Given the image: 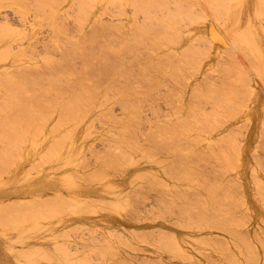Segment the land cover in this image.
I'll use <instances>...</instances> for the list:
<instances>
[{"label": "rangeland", "instance_id": "374dc122", "mask_svg": "<svg viewBox=\"0 0 264 264\" xmlns=\"http://www.w3.org/2000/svg\"><path fill=\"white\" fill-rule=\"evenodd\" d=\"M111 1H0V27H2L3 23L2 28H8L10 26L9 29H12L11 32L10 30L6 29L0 30V37L4 35V31H6V34H8L7 36H16L15 34L17 33L16 38L12 36L13 39L11 37V40H9L11 43L8 44L12 48H9V51L13 55H20L21 53H17L18 50L20 51L21 49H24V52L20 55V59L25 60L24 62L30 60L28 61L30 62L29 64L33 63L31 66L28 64L29 67L25 65L24 67L26 68L23 66L20 67L21 69L23 68L22 72H25L24 78L26 79H23V76L18 77V75L22 74L19 71L18 73L15 72L18 69L20 70V68L14 71L16 73L15 77L17 79L13 77L12 80L14 79L15 82H17L19 79L27 81V79L32 78V81H34V85L36 87L32 88L33 84L31 86L30 84L27 86L28 82L26 84L24 83L26 81L22 82V80L20 81L22 82L21 84H19V81L18 84L14 83L16 86L18 85L17 89H21L17 90L13 85V88L20 94V96L22 95V97H28L30 95L28 97L29 99L31 97L36 99L41 97L39 99H43L44 97L39 96L40 91L43 89L45 90L46 87L52 83L49 88L51 87L55 90V92L51 93L47 90L45 93L46 96L44 95L45 101H41H44L45 104L48 101L47 106L49 107L51 105V107L55 108L57 111L58 108L56 109V106L58 107L60 105H58L57 101H65L67 100V97H71V95H74L75 92L78 91L77 87H74L70 83L72 86L71 88V86L66 84V82L67 80H70V72L75 71V73H82V69H85L83 68V65L85 64L83 57L87 56H89L88 58L91 59L90 61L95 63L97 62L98 66H96V64L94 66V63L92 64L90 62L92 65V67L90 66L92 70L91 68L88 69L86 67L88 71L85 73L86 75H89V79L93 75V83H89L87 78V82L84 81V84L88 83V86L91 87H85L88 89L91 88L92 92H103L105 87H109L108 84L110 83L108 79L111 80V77L114 73L119 79V81L114 84L113 88L107 90L105 97L100 100V105L103 103V106H101L99 110L102 107L104 108L103 110H100L102 111L101 114L98 113L100 114L98 115L99 118L92 119L93 121L90 123L91 125L87 126L90 127V129L86 128L89 129L87 130L89 132V138H86L84 144L85 146L82 147L83 149L81 148L78 157L75 159L74 157L68 158L72 161V163L74 162V166H71V161L65 158V155H63L65 154L64 151L62 152L60 150H57L59 151L57 155H59L60 152L61 154L63 153L62 155H59L61 158L54 155L55 157H53V159L51 158L53 161L49 159L51 161H49V165H51V168H53V165H55V168L57 166L61 168V160V163L66 160L69 161L68 165L64 166L67 168L63 167L64 170H62L63 168L60 169L61 172L59 168L57 171L55 170V172L53 171L52 173L45 172L46 167L44 168V165L46 162L43 165L44 158L42 157L43 159H41L39 158L41 156L37 155L40 154V152L42 153L40 148V150H36L34 152V155L37 153L34 156L36 158L34 159L33 157L31 161L29 160L31 164L29 168H32V170H29L31 172L33 171V173H30H35L37 175L33 179H38V181H41L42 184L48 183L51 187L54 186L52 189L54 191L57 189V187H59L60 189L65 190V194L70 193L69 195L74 194L77 196L76 197L73 195L71 198L73 199L76 197V200H73L77 202V204L72 209L73 214L71 215L70 219H66L67 221H64L63 224L60 225L58 224L60 219H43L41 221L42 225H40L39 232L36 235L30 234V237L33 239L29 243H31L33 248L29 249L35 250H30V258H32L34 261H36L37 258L36 262H40L41 260L48 261L51 258L48 261L50 262L51 260L54 261V259L57 258L55 253L60 252V254H64L65 257H67H61L62 259L65 258L66 262H69L71 258L75 259L76 262L74 261V264H264V45H262L261 42L264 39V29L262 33V30L260 29H262L261 27L263 26H259L261 25L259 23L260 20H262L261 23L264 25V14L262 13L259 15L258 18L257 15L259 13H256L255 11L260 9H256V5L258 3H262L261 6H263L264 9V0H260L261 2H258L257 0H233L232 4L230 2L232 0H191L192 2L190 0H185L184 3V0H178V2L177 0H163L164 2H160V0ZM166 3L167 5L165 6ZM221 4L226 6L228 9L221 6ZM236 4L238 6V10L235 8V14L232 7ZM5 5L8 6L3 8ZM152 5L154 10L151 8ZM89 6L92 11L90 15L88 14L89 16H87L85 15V12L88 11H86V9H89ZM173 6H175V8ZM183 6L187 8H183ZM211 6L214 8H211ZM230 8L232 9V12L228 13ZM170 9L173 11H170ZM225 9L227 10L225 11ZM178 11L181 13V16L180 13L179 16H177ZM226 12L228 14H226ZM95 13L99 15L96 16ZM213 13H215V15ZM166 14H169V16ZM182 14L184 16H182ZM83 16H87L89 18L84 20L82 19ZM22 17H25L26 19H21ZM261 17H263V19H260ZM3 18H5L6 21H4ZM167 18H170L169 20L172 19V21H168ZM177 19H179L178 22L180 23V26L176 22ZM258 19L260 20L258 21ZM20 20L24 21V24H22ZM163 20H167L168 23L171 22V26L173 24L174 27L172 28L176 29L174 31L176 34L174 35L173 29L172 32L169 33H173L174 37L177 35L182 36L184 33L182 38H184L186 41L189 40V42H187V47H190V44L191 47L190 49L188 48L189 50H187V47L185 48L186 41H183L182 39L180 42L181 36L178 37V40L176 39L177 37L174 38L171 34L173 37L171 38L174 41L178 40L180 44L178 41L177 42L180 46L181 44L184 45L181 47L186 49V51H183V53L185 52V55H182V52L180 51L181 47L178 44L176 46V43H174V46H171V44H173L169 40L171 38L166 35L168 32L165 33L169 30L166 29L169 24ZM185 20L189 21L186 22ZM190 20L192 23H190ZM162 21L165 24L167 23L168 26L166 25V28L164 27L165 24H163ZM184 22L187 26L184 24ZM256 22L259 24L257 29H255L256 27L254 25ZM161 23L163 25H160ZM252 24L254 29H252L250 26ZM248 25L252 33L254 31L260 35V30L262 36L260 35L259 39V35H256L258 38L257 40L254 37L255 34L252 35L250 32V38H248L254 39V41H256L254 42L252 40L254 45H251L252 43L250 42L251 44H249V42H247L250 40H247L245 35L248 31L245 32L244 30V37H246L244 40H247L246 42L249 44V47L246 45L247 43H244V41L243 43L246 45V47L242 44L239 46L240 41L238 45L236 43L238 41L236 40H241L242 38L237 39L236 34L239 33V31L242 32L244 28L247 29ZM129 26L133 27L131 28L132 31ZM134 26L136 28L135 30H137V33L139 31V35L134 30ZM145 26L146 28L147 26L150 27V29L149 27L147 28V30L149 29L148 32L147 30H143L146 29ZM152 26L154 27L152 28V31L156 28V30L163 33V35L157 31V33L154 31L155 34L153 32V36L151 34ZM139 27L142 30H140ZM182 27L185 28L183 31L181 29ZM162 29H166V31L162 32ZM185 30H188L186 35L189 34L187 36L189 39L185 36ZM14 31H16V33ZM141 31H145L147 33H143L145 35H140ZM189 31H192V33L194 32V34L191 35L192 38L190 37ZM7 32L11 34L14 32L15 34L13 33L11 35ZM157 34L158 36L156 37ZM233 35H236L234 36L235 38ZM134 36L136 37V41H134ZM137 36H140V39H137ZM143 36L145 39H143ZM154 37H156V39ZM159 38H161L160 41H165L163 42L165 44L162 45L169 43V45H166V47H176V49H173L174 52H176L175 50H177V52L180 51L178 52L181 53L179 56H186L188 58L191 55H189L187 52L193 51L192 54L196 57L192 55L189 60L187 59L193 64L191 65L189 62L185 63L184 60H182V62L180 61L181 63H176L178 68L174 67L172 66V63L181 60L182 57H177L178 60L175 57L172 59V56H174L172 54V62L168 61V63L165 60L163 61L165 58L169 59L170 56L169 54L167 55V51V57L164 55L166 49L164 46L160 45V41H158L156 45L153 43L154 41L157 42V39L159 40ZM138 41L139 44L136 43ZM258 42L261 44L258 45ZM135 44H137L138 48ZM28 45H31V47ZM119 45L120 47H118ZM27 46L29 47V50L32 49L31 51L33 52H29ZM170 47L169 49L167 47V49L170 50L169 53L172 49H170ZM78 48L84 49L85 51L84 52L79 49V52H84L85 54H87L86 52H89L90 54L92 53L93 56H97H95V58L92 55H88V53L87 56L85 55L81 57V55H84L83 53L77 57L78 52H76V50L78 51ZM118 48L122 49L123 51L120 50L121 52L119 53V50L117 51ZM109 49L113 54L117 51L119 54H117L118 58L117 56L116 58H122V61L120 60L116 63V58L113 54H110L111 52H108ZM195 49H198V51ZM199 50L200 52L202 51L201 54ZM254 50L262 52H258L260 53L258 54L257 51L255 52ZM250 51L252 52L250 53ZM177 52L175 53V56L176 54L178 56ZM204 52L206 56L203 55ZM162 54L165 56V58L162 56ZM198 54H200L199 57L201 58L198 57ZM119 55L121 56L119 57ZM112 56H114L115 59H113ZM260 56L261 58H259ZM90 57H93V59ZM110 58L111 61L108 60ZM97 59H99L101 62H106V65H103L104 62L103 64L99 65L100 62ZM0 61H2L0 63L1 65L7 64L6 61L3 62L4 60ZM107 62H109V65ZM113 62L120 64L114 65ZM155 62H157V64ZM184 63L186 66H184ZM197 66L200 67L197 68ZM206 66H211V69L207 68ZM60 71L62 74L59 73ZM238 74H240V76ZM13 75H11V77ZM67 75L69 77L66 78L67 80L64 82V80L61 78ZM57 76L58 78H56ZM73 76L74 75L72 74L71 80ZM200 76H202V78ZM241 77L242 80H240ZM123 78L124 80H122ZM58 79L62 83H60L61 86H63V82L66 84L65 86L68 87L67 89L65 87L67 92L64 91V86L62 89L61 86H58L59 84L55 85V83H59V81H57ZM55 80L57 82H52ZM101 81L102 84H100ZM198 81L201 82V85L197 84ZM36 82L38 85H36ZM23 83L26 85V87L30 86L29 88L31 89H29V95H27L28 88H26ZM91 83L92 85H90ZM41 86H45V88L43 87L42 89L40 88ZM57 86L58 89L55 88ZM94 87L97 89L99 88L101 91ZM1 89L2 88L0 87V103L3 104V101L1 100L3 98L2 96L4 95V92ZM70 89L71 91L74 90V93L71 92ZM234 89L237 92L240 91L239 94ZM59 91L61 92V94H59L63 96V99L60 96H56ZM63 92L66 94L62 95ZM211 92L212 94H210ZM206 93L208 97H205ZM213 93L216 96L220 95V98H215ZM226 93H229V95ZM54 94L56 96L55 98ZM196 95L197 97H195ZM211 95L212 98L216 99L215 102L213 101L214 99H211ZM223 96L224 98H222ZM150 98L152 99L150 100ZM123 102H127L126 105L129 103L130 105L128 108L132 106L131 109H133V111L130 109L127 111V108L126 112L123 108ZM218 103L222 105L220 106ZM54 104L57 105L54 106ZM126 105L124 107H126ZM49 109L47 110L49 113H51L52 111L50 109V112ZM55 110L54 113L56 112ZM197 110L201 112V114ZM211 110L212 113H210ZM130 111H132V113L130 114L131 118L129 119L128 112ZM197 113H199V115ZM172 115L175 116L173 117ZM214 115H216V117ZM212 116L216 119H214ZM184 118V121H186L187 124L188 122L190 123L192 121L193 123H191L194 124V126L191 123V127L189 124H183L184 126L187 125L188 127L186 126L187 128L185 127L186 129H184V126L182 125V129L181 126L176 124L177 121L179 124L180 122L182 124V119ZM200 118H203V121ZM210 118H212V121ZM166 121L168 123L170 122V124L176 122L174 125L172 124L175 127L170 124L168 125ZM209 121L218 122V125H216L218 126L216 133H211L209 130H206V125L209 123ZM65 123L67 126V122ZM68 123H71L70 120ZM195 123L197 125H195ZM87 124H89V122ZM164 124H166V128L167 126H170L172 129V132H170L169 136L174 134L173 132L178 135L176 137H174V135L173 137H170V139L173 138V141L169 138L168 139L170 141H167L168 135L167 137H160V140L158 141H161L162 143L159 145V142L154 141V138L156 140L159 139L156 138V135L154 137V134L158 133V136H160L163 133L162 130ZM199 124L200 126H198ZM209 124L207 126H209ZM195 126L197 128H195ZM165 127L164 131L166 130ZM169 128L167 130L171 131ZM178 128L182 130V132L186 130L184 131V134H188V136L185 137L184 134L182 135V132L179 131ZM192 129L194 130L192 131ZM121 131H123V134H121ZM191 131L192 133L190 134ZM201 132L204 134H201ZM152 133L154 138L151 136ZM121 135H123V138H120ZM163 138H166L167 140ZM161 139H163V141ZM193 139L198 141L196 142V140ZM186 141L190 142L187 143ZM54 146L55 150L58 149V147L56 148V146H58L57 144ZM61 146L62 145L60 144L59 147ZM177 148H179L178 151L175 150ZM49 150L47 151L48 154L51 152ZM57 151H55V153ZM126 151L129 155L126 153ZM21 153L19 156L20 158H16V160L18 159L21 161L20 166L21 164H24L25 160H27V158L25 159L27 155L24 154V152L22 154ZM234 153L235 155H233ZM52 154L54 153L52 152ZM49 156L50 155H48V158L51 157ZM231 156L233 157L234 162H231L232 164L230 163L229 165L227 162H225V159H229ZM110 157H113L114 160H112ZM123 157L125 158L123 159ZM181 157H183V159ZM137 158L138 161L135 160ZM36 159H40L38 160L39 162H35L34 160ZM126 160L128 162L129 160H132V166L127 162L130 167L132 168L135 165L134 168L139 167V173H141V171H143V173L138 174L136 171L133 173L129 179L130 182H128L127 188L124 190L125 194L123 197L116 200L113 196L115 194L113 193L114 189H111L112 191L107 189L108 191L106 190L102 192L103 195L102 193L99 194L101 195V198L98 197L97 199H87V190L95 188V185L98 183L97 180H95L97 178L96 175H101L104 178L103 182L104 180H110V182L117 181L121 178V174L129 172L131 169L129 168L128 164H126V162L124 163ZM54 161L55 163H53ZM69 163L71 164L69 165ZM12 167L13 166L5 167L6 174L4 175L11 173ZM146 169H150L151 172L148 174ZM65 170L69 172L70 175H68L71 177L67 175L65 177L68 179L63 178L65 179L63 181L62 177L65 175ZM13 173H16V170ZM142 174L144 175L142 176ZM152 175L155 176L152 177ZM206 177L208 180H206ZM191 178L192 180L189 181ZM26 179H22L20 172L17 182L22 184ZM99 179L98 180L101 182L102 178ZM17 182L13 183L12 188H14ZM4 184L6 183L3 182L0 186H4ZM31 184L33 185L34 183L32 182ZM59 185H62L63 187H60ZM261 188L263 190H261ZM94 190L101 192L100 187H97ZM37 199L38 198H34V202L35 200L37 201ZM209 200L211 201L209 202ZM75 202H71V204ZM195 220L197 223H194L196 222ZM46 224H48L47 227H49L50 230L45 228L44 225ZM206 225L208 226L205 227ZM201 226H204V228L201 229ZM208 227L210 229H208ZM194 228L196 230H194ZM157 231H159L158 234ZM193 235L197 238L199 237L198 239H200L197 244L195 243V246L192 245L194 242L191 243L190 240H188V237L197 239ZM184 237L186 239H184ZM203 237L205 238L203 239ZM201 240L203 243H201ZM14 242L16 241L14 240ZM14 242L12 245L8 244L7 246L4 242V239L0 237V264H10L8 257L4 254V249L5 247L7 249L10 247V252L12 255H14V252H16L19 247V245H16L18 242H16V244ZM168 242L169 245H166ZM53 247L56 251L53 249ZM12 248H16L14 252H12ZM41 250L44 251L41 252ZM37 251H40L39 253L42 254L43 258L47 255H53L52 257L55 258H52L51 256H47L44 259L39 258L42 256H40ZM197 251L200 252L198 253ZM45 253L47 254L45 255ZM234 259H236V261Z\"/></svg>", "mask_w": 264, "mask_h": 264}, {"label": "bare ground", "instance_id": "6f19581e", "mask_svg": "<svg viewBox=\"0 0 264 264\" xmlns=\"http://www.w3.org/2000/svg\"><path fill=\"white\" fill-rule=\"evenodd\" d=\"M0 1H5V0H0ZM111 1V0H110ZM154 1V0H153ZM164 2L163 0H160V2ZM187 1V0H186ZM191 1V0H190ZM230 1V0H229ZM246 1V0H245ZM258 2L260 1V0H257ZM263 1V0H262ZM112 2V1H111ZM114 2V1H113ZM177 2H178V0H177ZM185 2V0L183 1V3ZM192 2V1H191ZM190 2V3H191ZM231 2V4H232V2H233V0L232 1H230ZM257 2V3H258ZM261 2V1H260ZM189 3V4H190ZM196 3V2H195ZM227 3V2H226ZM225 3V4H226ZM243 3H244V1H243ZM0 4H1V2H0ZM175 4V3H174ZM177 4V3H176ZM238 4H239V2H238ZM163 5V4H162ZM167 5V3L165 4V6ZM184 5H186V4H184ZM196 5V4H195ZM262 5V3H258L257 5H256V9L257 8H260L258 11L257 10H255L256 11V13H259L257 16H258V18H259V15H261L262 13L264 14V9H263V6H261ZM1 6V5H0ZM8 6V5H7ZM6 5L5 6H3V8L4 7H7ZM91 6V5H90ZM90 6H89V9H90V12H89V9H86V11L87 12H85V15H87V16H89L90 15V13H91V8H90ZM121 6V5H120ZM157 6V5H156ZM164 6V7H165ZM221 6H223L224 8H227L226 6H224V5H222L221 4ZM228 6V5H227ZM237 6V4L236 5H233V7L232 6H230V7H232V9L234 10V12L236 11V10H238V6ZM258 6V7H257ZM261 6V7H260ZM174 8H175V6H173ZM172 7V8H173ZM218 7H219V5H218ZM94 8V7H93ZM151 8L154 10V8H153V5L151 6ZM150 8V9H151ZM183 8H187V7H185V6H183ZM211 8H214V7H212L211 6ZM222 8V7H221ZM223 8V9H224ZM235 8H236V10H235ZM244 8V7H243ZM157 9V8H156ZM155 9V10H156ZM178 9V8H177ZM181 9V8H180ZM189 9V8H188ZM220 9V8H219ZM228 9V8H227ZM227 9H225V11L227 10ZM231 8H230V11L228 12V13H230V12H232L231 10H232ZM262 9V10H261ZM160 10V9H159ZM172 9H170V11H171ZM179 10V9H178ZM182 10V9H181ZM214 10V9H213ZM245 10V9H244ZM85 11V10H84ZM173 11V10H172ZM186 11V10H185ZM223 11V10H222ZM260 11H262V12H260ZM187 12V11H186ZM189 12V11H188ZM193 12V11H192ZM246 12V11H245ZM94 13V12H93ZM93 13H92V15H93ZM102 13V12H101ZM156 13V12H155ZM174 13H176V12H174ZM179 11H178V15L177 16H179ZM190 13V12H189ZM189 13H187V14H189ZM216 13V12H215ZM215 13H213L214 15H215ZM219 13V12H218ZM227 12H226V14H228ZM23 14V13H22ZM21 14V15H22ZM83 14V13H82ZM89 14V15H88ZM96 14V16L97 15H99L100 14V12H99V14H97V13H95ZM117 14V13H116ZM177 14V13H176ZM187 14H186V16H187ZM235 14H236V12H235ZM25 15H26V13H25ZM84 15V14H83ZM167 15V14H166ZM171 15V14H170ZM173 15V14H172ZM175 15V14H174ZM213 15V16H214ZM243 15V14H242ZM241 15V16H242ZM87 16H83V18L82 19H86V18H89V17H87ZM94 16V15H93ZM167 16H169V14L167 15ZM180 16H181V13H180ZM182 16H184L183 14H182ZM190 16V15H189ZM204 16V15H203ZM256 16V15H255ZM263 16V15H262ZM98 17H100V16H98ZM112 17V16H111ZM154 17V16H153ZM158 17V16H157ZM166 17V16H165ZM176 17V16H175ZM193 17V16H192ZM215 17V16H214ZM216 17H218V16H216ZM25 18V17H24ZM23 17L21 18V19H24ZM81 18V17H80ZM170 18H171V16H170ZM170 18H167V20L168 21H172V19L171 20H169ZM177 18V17H176ZM179 18V17H178ZM187 18H189V17H187ZM241 18V17H240ZM4 19V21H6V19L5 18H3ZM26 19V18H25ZM24 19V20H25ZM91 19H93V18H91ZM156 19V18H155ZM181 19H182V17H181ZM184 19H186V18H184ZM193 19V18H192ZM191 19V20H192ZM196 19H198V18H196ZM200 19V18H199ZM206 19V18H205ZM260 19H263V17H261ZM260 19H258V21L260 20ZM154 20V19H153ZM167 20L165 21V20H163L164 22H167ZM190 20V23H192V21H194V20H192L191 21ZM243 20V19H242ZM21 22H22V24H24L23 22L24 21H22V20H20ZM163 21H162V23H163ZM175 21V20H174ZM173 21V22H174ZM179 21V19H177L176 20V22L179 24V26H180V23L178 22ZM186 21V20H185ZM187 21H189V20H187ZM186 21V22H187ZM196 21V20H195ZM200 21V20H199ZM252 21V20H251ZM1 22H2V20H1ZM93 22H96V21H93ZM182 22V21H181ZM197 22V21H196ZM205 22V21H204ZM262 22V20H260V24L261 25H259V24H257V22L254 24L255 25V29H257V27H258V25L261 27V26H263V27H261L262 29H260V30H262V33H263V29H264V25H263V23H261ZM27 23H29V22H27ZM31 23V22H30ZM160 24V25H163V24H165V23H163V24ZM168 23V22H167ZM167 23L165 24V28H166V25H167ZM154 24H155V22H154ZM157 24V23H156ZM169 24V26L166 28L168 31H166V29L164 30V29H162V32L163 31H166L165 33H169V32H172V27H174L173 26V24H172V26H171V22H169L168 23ZM182 24V23H181ZM184 24H185V22H184ZM250 24V23H249ZM9 25V24H8ZM31 25H33V24H31ZM148 25V24H147ZM159 25V24H158ZM186 25V24H185ZM190 25H192V24H190ZM257 25V26H256ZM0 26H1V24H0ZM5 26V25H4ZM112 26V25H111ZM111 26H109V27H111ZM142 26V25H141ZM149 26H150V22H149ZM149 26H147V28L149 27ZM153 26H155V25H153ZM151 27V31H152V28H154V27ZM171 26V27H170ZM187 26V25H186ZM251 27H252V29H254L253 27V24L252 25H250ZM2 27H3V23H2ZM2 27H0V30H10V32H11V30L12 29H9L10 28V26L8 27V26H6V27H8V28H2ZM32 27V26H31ZM30 27V28H31ZM171 29H170V28ZM205 27V26H204ZM259 27V28H260ZM129 28L131 29V28H133L132 26L130 27L129 26ZM137 28H138V26H137ZM140 28V27H139ZM145 28H146V26H145ZM147 28L146 29H143V30H147ZM163 28V27H162ZM194 28V27H193ZM197 28H199V27H197ZM249 28V25L247 26V29ZM258 28V29H259ZM136 28H135V26H134V30H135ZM149 29H150V27H149ZM148 29V30H149ZM182 29V31L185 29V28H181ZM247 29H243L242 30V32L241 31H239V33H237L236 35H233V37L234 36H236V38L238 39V38H242L241 40L240 39H238V40H236V41H238V42H236L237 44L239 43V41H240V45L239 46H241V44L243 45V46H245L246 47V45L248 46L249 44H251L252 43V40L254 41V39H249L250 38V32H251V29L249 30H247ZM19 30V29H18ZM140 30H142L141 28H140ZM148 30H147V32H148ZM161 30V29H160ZM176 29H173V33H174V31H175ZM193 30V29H192ZM200 30V29H199ZM244 30H245V32H247V34H245V32H244ZM259 30V33H260V35L262 34L261 33V31ZM17 31V30H16ZM16 31H14L15 33H16ZM21 31V30H20ZM131 31H132V29H131ZM136 31V33H137V30H135ZM145 31H141V33H140V35H142L143 33H147V32H145ZM150 31V32H151ZM157 31L158 32V30H156V28L155 29H153V31L151 32V34L154 36V34H155V32ZM188 31V30H187ZM186 30H185V36L187 37L188 35H186V33H188ZM207 31V30H206ZM2 32V31H1ZM14 32H12V34L14 33ZM19 32V31H18ZM153 32H154V34H153ZM156 32V33H157ZM198 32V31H197ZM7 33H9V32H7ZM14 33V34H15ZM135 33V32H134ZM133 33V34H134ZM138 33H139V31H138ZM137 33V34H138ZM158 33H161V32H158ZM164 33V34H165ZM168 33L166 34L169 38H171L172 37V35H173V33H169V35H168ZM189 33H190V37H191V35H193L194 34V32L192 33V31H189ZM241 33H242V35H241ZM3 34L4 35H2L1 37H0V40H1V43H0V60H4L3 62H5L6 61V65L4 64H0V87L2 88L1 90L4 92V95L2 96L3 98H2V100L1 101H3V104L2 103H0L1 105H0V185H2V183L3 182H5L6 184H4V186H0V237L2 238V239H4V242H5V244L8 246V244L9 245H12L13 244V242H14V240L16 241V242H18V244H16V242H14L16 245H19V247H18V249L16 250V252H14L15 251V249L16 248H12L13 250H12V252H14V255H12L11 254V248L10 247H8V249L5 247V249H4V254H5V256H7L8 257V259H9V261H10V264H74L75 262H76V260L75 259H70V261L69 262H66L65 261V258H67V257H65V255L64 254H60V252L58 253V252H56L55 253V256H57V258H55V257H52L51 255H49V256H51L52 258H55L54 259V261L53 260H51L50 262H48L50 259L49 258H47V259H49L48 261H43V260H41L40 261V259L39 258H42V259H44V258H46L45 256H44V258H43V256H42V254H40L38 251H37V253L40 255V256H42V257H39L38 259H39V261L40 262H36L37 261V258H36V261H34L32 258H30V256H29V253H30V250L31 251H35V250H32V249H29V248H33L32 247V245H31V243H29L33 238H31L30 237V234H34V235H36L38 232H39V229H40V225H42V220L43 219H60L59 221H58V224L60 225V224H63V222L64 221H67L66 219H70L71 218V215L73 214V208H74V206H76V204H77V202H75L74 200H76V195H74V194H71V195H69L70 193H67V194H65V190L63 189H60L59 187H57V189H56V186H55V191L54 190H52L53 188H54V186L53 187H51L48 183L47 184H42V182L41 181H38V179H33L35 176H37L35 173L34 174H31V173H33V171L31 172L29 169H31L32 170V168H29L30 167V161L32 160V158L37 154H35L34 155V152L37 150H42V153L40 152V154H37V155H39V156H41V157H39V158H41V159H43L44 158V163H43V165L45 164V162H46V164L44 165V168L46 169V171L45 172H55V170L57 171L58 170V168H59V170L61 169V168H63L64 166H67L68 165V162L69 161H71L70 159H68L69 157H74V159L76 158V157H78V154H79V152H80V150H81V148L82 147H84L85 145V141H86V138H89V132L87 131V130H89L90 129V127H87L88 125H91L90 123H92V119H95V118H99L98 117V115H100L101 114V112L102 111H100V110H103V108L104 107H102L100 110H99V108L101 107V106H103L102 104L103 103H101V105H100V100L101 99H103V97H105V93L107 92V90H109V89H111V88H113V86H114V84L117 82V81H119V79H118V76L114 73L113 74V78L111 77V80L110 79H108V81H109V83L110 84H108V86L109 87H105V90H103V92H96V91H93L92 92V90H91V88H87V87H91V86H88L89 84L87 83V84H84V81H86L87 82V78H88V81H89V83L90 82H92L93 83V79H92V77H93V75H92V77H91V75H90V79H89V75H86V71H88V69L89 68H91L92 67V65L90 64V62L95 66V64H96V66H98L97 65V62L95 63V62H92V61H90L91 59H89L88 57L89 56H87V54L89 53V52H86L87 54H85L84 52V49H81V48H78V51L76 50V52H78L77 53V57H79L78 55H81V54H83L84 53V55H81V57H83V56H87V57H83L84 59V65H83V68H85V69H82V73H80V72H78V73H75V71L73 72H68L69 74H73L74 76H73V78H72V80H71V75H67V76H64V77H62L61 79H63L64 80V82H66V78H70V80L68 81L67 80V82H66V84H69L70 85V83H71V85H73L74 87H77V89H78V91L77 92H75V94L74 95H71V97L69 96V98L67 97V100H65V101H62V102H59V101H57L58 102V107L56 106V109L58 108V110L56 111L55 110V108H53V107H51V105L48 107L47 106V102H46V104H45V100H44V98H45V93H46V91L48 90V91H50L51 93H54L55 92V90L54 89H52L51 87L49 88V86L50 85H52V83H50V85L48 86V87H46V89L44 90L43 89V87L45 88V86H41L40 88H42L43 90H41L40 91V94H43V95H40L39 94V96H42V97H44L43 99H39V98H41V97H39L38 99H36V98H28L30 95V92H29V89H31V88H29L32 84H33V86H32V88L33 87H35V85H34V81H32V78H30V79H27V81L26 80H22V79H19V80H17V82H15V80L13 79L12 80V78L13 77H15V75H16V73L15 72H17L18 73V71L20 72V73H22V74H20V75H18V77L19 76H23V79H26V78H24V76H25V72L23 73L22 72V69L20 68V67H24L25 65H27L28 67H29V65L31 66V64H33V63H31V64H29L30 62H28V61H30V60H28L27 62H24L25 60H21L20 59V55L24 52V49L22 50H18V52L17 53H21L20 55H13L9 50V48H11L10 47V45L8 44V43H11L9 40H11V37L13 36L14 38H16V36H17V33L15 34L16 36H14V35H12L11 33H9V34H11L12 36H10V38H9V36H7L8 34H6V31H4L3 32ZM22 34V33H21ZM20 34V35H21ZM25 34V33H24ZM132 34V35H133ZM162 35H163V33H161ZM172 34V35H171ZM176 33H174V35H175ZM177 34H179V33H177ZM184 34V33H183ZM183 34H182V36H183ZM244 34L246 35V37H247V40H250V41H247V40H244V38L246 39V37H244ZM251 34L252 35H254V37L258 40V38L256 37V35L258 36L259 34H257L256 32H254L253 31V33L251 32ZM18 35H19V33H18ZM139 35V34H138ZM143 35H145V34H143ZM174 35H173V37H174ZM239 35V36H238ZM241 35V36H240ZM249 35V36H248ZM251 35V36H252ZM260 35L258 36L259 37V39H260ZM158 36V34L156 35V37ZM166 36V37H167ZM181 36V35H180ZM180 36H175V37H177L176 39H178L179 40V38L178 37H180ZM182 36H181V39H180V42L182 41V39H183V41H186V40H184V38H182ZM199 36V35H198ZM243 36V37H242ZM262 36V35H261ZM13 37H12V39H13ZM135 37V36H134ZM144 37V36H143ZM142 37V38H143ZM156 37H154L155 39H156ZM172 37V38H173ZM174 37V38H175ZM185 37V38H186ZM195 37H196V35H195ZM249 37V38H248ZM18 38V37H17ZM131 38H133V37H131ZM130 38V39H131ZM148 38H150V37H148ZM169 39L173 44H171V46L173 45L174 46V43H176V46H177V44H178V40H173V39ZM188 39H189V37H187ZM186 38V39H187ZM192 38V37H191ZM202 38V37H201ZM235 38V37H234ZM252 38H253V36H252ZM261 38H263V37H261ZM19 39V38H18ZM137 39H140V36H137ZM143 39H145V37L143 38ZM168 39V38H167ZM187 39V40H188ZM161 40V38H159V40L157 39V42L156 41H154L153 43L156 45V43H158V41H160ZM163 40V39H162ZM173 40V41H172ZM202 40V39H201ZM262 40V39H261ZM260 40V41H261ZM264 40V39H263ZM261 41L262 42V45H264L263 43H264V41ZM130 41H132V40H130ZM134 41H136V37H135V39H134ZM140 41V40H139ZM139 41L138 42H136L137 44H139ZM143 41V40H142ZM142 41H141V44H142ZM178 41V42H177ZM197 41V40H196ZM214 41V40H213ZM241 41H242V43H241ZM243 41H244V43H247V42H249V44L247 43L246 45L243 43ZM247 41V42H246ZM259 41V42H260ZM13 42H14V40H13ZM12 42V43H13ZM17 42V41H16ZM144 42V41H143ZM163 42H165V41H163ZM162 41H160V45L161 46H164L165 47V56L167 57V55L169 54V56H170V58L169 59H171V54L172 55H174V56H172V59H174V57L177 59V57L178 58H181L182 56H179V54H181V53H178V52H182V55H185V52L183 53V51H186V49L187 50H189L190 49V47H191V44H190V47H187V42H189V40L188 41H186V46H185V48L186 49H184L183 47H181V46H184V45H182L181 44V46L179 45L180 44V42H179V46L181 47V50L180 51H178L177 52V50H175L177 53H178V56H177V54H176V56H175V53L176 52H174V49L173 48H175L176 49V47H170V46H167L168 47V49H169V47H170V49H171V52L169 53V51L170 50H168L167 49V47H166V45H169V43H167L166 45H162V44H165V43H163ZM193 42H194V40H193ZM199 42V41H198ZM202 42V41H201ZM200 42V43H201ZM204 42V41H203ZM223 42V41H222ZM251 42V43H250ZM254 42H256V41H254ZM258 42V43H259ZM185 43V42H184ZM257 43V44H258ZM132 44H133V42H132ZM137 44H135L136 45V47H137ZM256 44V43H255ZM261 43H259L258 45H260ZM158 45V44H157ZM225 45V44H224ZM251 45H254V43H252ZM257 45V46H258ZM261 45V46H262ZM28 46H30L31 47V45H28ZM27 46V47H28ZM132 46V45H131ZM204 46V45H203ZM261 46H259V47H261ZM118 47H120V45L118 46ZM158 47V46H157ZM249 47V46H248ZM247 47V48H248ZM138 48V47H137ZM152 48V47H151ZM156 48V47H155ZM159 48V47H158ZM189 48V49H188ZM12 49V48H11ZM79 49H81L82 51H84L83 53L82 52H79ZM134 49H135V47H134ZM180 49V48H179ZM199 49V48H198ZM198 49H195V50H197L198 51ZM202 49V48H201ZM244 49H246V48H244ZM28 50H29V47H28ZM32 49H30L29 50V52L31 51ZM86 50V49H85ZM119 50V51H118ZM123 51L122 49H120V48H118L117 49V51L120 53L121 51ZM161 50V49H160ZM15 51V50H14ZM115 52L114 54L111 52V50L109 49L108 50V52L112 55H114L115 56V58H116V56H117V54H119L118 52ZM166 51H167V55H166ZM192 51V50H191ZM206 51V50H205ZM218 51V50H217ZM255 51V50H254ZM257 51V53L258 52H262V51H258V50H256ZM255 51V52H256ZM15 52V53H16ZM31 52H33V51H31ZM154 52V51H153ZM196 52V51H195ZM199 52H200V50H199ZM206 52H208V51H206ZM211 52V51H210ZM252 51H250V53H251ZM174 53V54H173ZM187 53H189V55H191V56H189L188 58L185 56H183L182 57V59L181 60H178V61H175V63L173 62L172 64V66H174V67H177L178 68V63L177 62H182V60H184V62L186 63V62H189L188 60H189V58L190 57H192V53H193V51L192 52H187ZM191 53V54H190ZM202 53V51L200 52V54ZM116 54V55H115ZM162 54V56H164ZM200 54H198V57H199V55ZM254 54V53H253ZM258 54H260V53H258ZM257 54V55H258ZM88 55H92V53L90 54H88ZM121 55L123 56V54L121 53ZM121 55H119V57L121 56ZM187 55V54H186ZM203 55H205V52H204V54ZM202 55V56H203ZM209 55H211V54H209ZM215 55V54H214ZM25 56V55H24ZM93 56V55H92ZM95 56H97V55H95ZM95 56H93V57H95ZM114 56H112V58L113 59H115L114 58ZM154 56V55H153ZM157 56H159V55H157ZM165 56H164V58H165ZM193 56H195V55H193ZM206 56V55H205ZM263 56V55H262ZM93 57H90V58H92L93 59ZM155 57V56H154ZM196 57V56H195ZM2 58V59H1ZM96 58V57H95ZM117 58H118V56H117ZM116 58V63L117 62H119L121 59L119 58V59H117ZM161 58V57H160ZM163 58V57H162ZM199 58H201V57H199ZM198 58V59H199ZM259 58H261V56L259 57ZM112 59V60H113ZM167 58H165V59H163V61L165 60L166 62H172V59L171 60H169V59H167ZM175 59V60H176ZM188 59V60H187ZM197 59V58H196ZM96 60V59H95ZM94 60V61H95ZM99 62V65L100 64H103V62H101L99 59H97ZM105 60H107V59H105ZM108 60H110L111 61V58L110 59H108ZM107 60V61H108ZM186 60V61H185ZM190 60H192V59H190ZM193 60H194V58H193ZM200 60V59H199ZM210 60V59H209ZM109 61V62H110ZM122 61V60H121ZM157 61H158V59H157ZM198 61V60H197ZM2 61H0V63H1ZM109 62H107L108 63V65H109ZM168 62V63H169ZM180 62V63H181ZM194 62H196V61H194ZM213 62V61H212ZM116 63H114L113 62V64L114 65H118V64H120V63H118V64H116ZM156 64H157V62H155ZM177 63V64H176ZM184 63V64H185ZM189 63H191V65L193 64L192 62H189ZM188 63V64H189ZM29 64V65H28ZM155 64V65H156ZM104 66L106 65V62H104V64H103ZM107 65V66H108ZM175 65H177V66H175ZM180 65V64H179ZM190 65V66H191ZM195 65V64H194ZM33 66V65H32ZM91 66V67H90ZM184 66H186V64L184 65ZM211 66H212V64H211ZM210 66V67H211ZM14 67H15V69H14ZM88 69H87V68ZM153 67V66H152ZM159 67H160V65H159ZM193 67V66H192ZM198 67H200V66H197V68ZM207 67V66H206ZM210 67H207V68H210ZM12 68H13V70H12ZM18 68H20V70L18 69ZM24 68H26V67H24ZM196 68V69H197ZM18 69V70H17ZM154 69V68H153ZM176 69V68H175ZM188 69V68H187ZM211 69V68H210ZM10 72H9V71ZM15 70H17V71H15ZM84 70V71H83ZM91 70H92V68H91ZM189 70H190V68H189ZM194 70V69H193ZM15 71V72H14ZM77 71V70H76ZM143 71V70H142ZM188 71V70H187ZM12 72V73H11ZM145 72V71H144ZM13 73H14V75H13ZM59 73H61L62 74V72L60 71ZM242 74V73H241ZM11 75H13L12 77H11ZM50 75H52V74H50ZM53 75H54V73H53ZM56 75V74H55ZM84 75H85V77H84ZM146 75V74H145ZM200 75V74H199ZM203 75V74H202ZM239 76H240V74H238ZM243 76V75H242ZM59 77H61V76H59ZM95 77V76H94ZM106 77V76H105ZM192 77V76H191ZM201 78H202V76H200ZM244 77V76H243ZM16 78V77H15ZM22 78V77H21ZM47 78H49V77H47ZM56 78H58V76L56 77ZM110 78V77H109ZM147 78V77H146ZM195 78H196V76H195ZM236 78H239V77H236ZM236 78H235V80H236ZM17 79V78H16ZM50 79V78H49ZM231 79V78H230ZM22 80V82H24V81H26V82H24V83H26L27 84V82H28V84H27V86L30 84V86L29 87H26V85H25V87L26 88H28V91H27V95H29L27 98L26 97H22V95L20 96V94L15 90V89H17V87H18V85L16 86V84H18L20 81ZM29 80V81H28ZM35 80V79H34ZM37 80V79H36ZM122 80H124V78L122 79ZM147 80H148V78H147ZM233 80H234V78H233ZM240 80H242V77H241V79ZM19 81V82H18ZM48 81V80H47ZM57 81H59V83H55V85L56 84H59L58 86H61V81L58 79ZM56 80L55 81H52V82H57ZM111 81V82H110ZM226 81V80H225ZM224 81V82H225ZM228 81V80H227ZM244 81V80H243ZM22 82H20L19 84H21ZM38 82V81H37ZM37 82H36V85H38L37 84ZM50 82H51V80H50ZM64 82H63V86H64V89H65V85L66 84H64ZM202 82H204V81H202ZM14 83H16V84H14ZM61 83V84H60ZM92 83L90 84V85H92ZM99 83V82H98ZM205 83V82H204ZM226 83V82H225ZM229 83V82H228ZM100 84H102V81H101V83ZM196 84V83H195ZM198 85H201V82L200 81H198V83H197ZM241 84V83H240ZM13 85L16 87L15 89L13 88ZM70 85V86H71ZM197 85V86H198ZM238 85V84H237ZM58 86L57 87H55V88H57L58 89ZM63 86H61V88L63 89ZM68 86V85H67ZM85 86H87V87H85ZM213 86V85H212ZM73 87V88H74ZM206 87H208V86H206ZM210 87V86H209ZM239 87V86H238ZM36 88V87H35ZM60 88V89H61ZM68 87H66V89H67ZM70 88V87H69ZM71 88H72V86H71ZM88 90H87V89ZM94 88H96V87H94ZM93 88V89H94ZM159 88V87H158ZM199 88H201V87H199ZM198 88V89H199ZM217 88V87H216ZM244 88V87H243ZM4 89V90H3ZM38 89H39V86H38ZM53 90V91H51V90ZM64 90V91H66L67 92V90ZM75 89V88H74ZM97 89V88H96ZM157 89V88H156ZM194 89H195V87H194ZM208 89V88H207ZM17 90H21V89H17ZM35 90V89H34ZM91 90V91H90ZM97 90H100L99 88L97 89ZM154 90V89H153ZM200 90V89H199ZM202 90V89H201ZM210 90V89H209ZM208 90V91H209ZM214 90V89H213ZM218 90V89H217ZM235 90V89H234ZM243 90V89H242ZM30 91H32V90H30ZM36 91V90H35ZM34 91V92H35ZM69 91V90H68ZM70 91H71V89H70ZM89 91V92H88ZM101 91V90H100ZM105 91V92H104ZM192 91V90H191ZM198 91V90H197ZM203 91V90H202ZM221 91V90H220ZM233 91V90H232ZM231 91V92H232ZM236 91V90H235ZM29 92V93H28ZM33 92V93H34ZM56 92H57V90H56ZM71 92H73L74 93V90L73 91H71ZM215 92V91H214ZM237 92V91H236ZM240 92V91H239ZM239 92H237L238 94H239ZM1 93V92H0ZM61 94V92L59 91L58 92V94L56 95V96H60L61 98L63 97V96H61L60 94ZM104 93V94H103ZM118 93H120V92H118ZM146 93V92H145ZM193 93H194V90H193ZM221 93H223V92H221ZM234 93V92H233ZM22 94V93H21ZM63 94H66V93H62V95ZM70 94V93H69ZM72 94V93H71ZM103 94V95H102ZM196 94V93H195ZM194 94V95H195ZM209 94V93H208ZM210 94H212V92L210 93ZM227 95H229V93H226ZM32 95V94H31ZM45 95V96H44ZM147 95V94H146ZM199 95V94H198ZM213 95H214V93H213ZM218 95H219V93H218ZM223 95V94H222ZM236 95V94H235ZM242 95V94H241ZM55 96V94H54V98L56 97ZM148 96V95H147ZM207 96V93H206V95H205V97ZM215 96V98L216 97H219L220 98V95L219 96H216V95H214ZM213 96V97H214ZM237 96V95H236ZM195 97H197V95L195 96ZM201 97H204V96H201ZM208 97V96H207ZM231 97V96H230ZM229 97V98H230ZM52 98V97H51ZM53 98V99H54ZM66 98V97H65ZM99 98V99H98ZM143 98V97H142ZM145 98V97H144ZM199 98V97H198ZM215 98H212V95H211V99H214L213 101L215 102ZM222 98H224V96L222 97ZM63 99V98H62ZM61 99V100H62ZM152 98H150V100H151ZM203 99V98H202ZM208 99V98H207ZM218 99V98H217ZM41 100H44V101H41ZM47 100V99H46ZM55 100V99H54ZM53 100V101H54ZM60 100V101H61ZM99 100V101H98ZM196 100V99H195ZM198 100V99H197ZM205 100V99H204ZM209 100V99H208ZM220 100V99H219ZM34 101V102H33ZM53 101H51V102H53ZM56 101V100H55ZM149 101V100H148ZM223 101V100H222ZM226 101V100H225ZM56 102V103H57ZM102 102V101H101ZM201 102V101H200ZM205 102V101H204ZM125 103V104H124ZM126 103L127 102H123V108H124V110L126 111V109L129 107V103L126 105ZM203 103V102H202ZM207 103V102H206ZM208 103H210V102H208ZM220 103H221V101H220ZM220 103H218L219 105H220ZM225 103V102H224ZM212 104V103H211ZM210 104V105H211ZM55 105H57V104H54V106ZM126 105V107H124ZM214 105V104H213ZM222 105V104H221ZM220 105V106H221ZM201 106V105H200ZM218 106V105H217ZM224 106V105H223ZM132 107V106H131ZM131 107L130 108H128L127 109V111H129V109L130 110H132L133 111V109H131ZM187 107V106H186ZM192 107V106H191ZM227 107V106H226ZM225 107V108H226ZM35 108V109H34ZM36 108H37V110H36ZM51 109V111L53 112H51L50 111V109ZM56 111L55 113H54V110ZM184 108V107H183ZM197 108H198V106H197ZM196 108V109H197ZM201 108H202V106H201ZM47 109H49V111L51 112V113H49L48 112V110ZM212 109V108H211ZM217 109H219V108H217ZM221 109V108H220ZM193 110V109H192ZM201 110V109H200ZM100 111V112H99ZM126 111V112H127ZM132 111H130V112H128V118L130 119L131 118V116H130V114L132 113ZM186 111V110H185ZM189 111V110H188ZM198 111V110H197ZM204 111V110H203ZM202 111V112H203ZM222 111H224V110H222ZM187 112V111H186ZM194 112V111H193ZM199 112V111H198ZM50 115H49V114ZM98 113H100V114H98ZM200 114H201V112H199ZM199 113H197L198 115H199ZM210 113H212V110H211V112ZM215 113V112H214ZM220 113H221V111H220ZM219 113V114H220ZM225 113V112H224ZM226 113H228V112H226ZM232 113V112H231ZM178 114V113H177ZM196 114V113H195ZM194 114V115H195ZM206 114V113H205ZM208 114V113H207ZM182 115V114H181ZM203 115V114H202ZM97 116V117H96ZM130 116V117H129ZM173 116V115H172ZM175 116V115H174ZM173 116V117H174ZM178 116V115H177ZM185 116V115H184ZM190 116V115H189ZM206 116V115H205ZM208 116H209V114H208ZM215 117H216V115H214ZM224 116V115H223ZM229 116H230V114H229ZM183 117V116H182ZM186 117H187V115H186ZM191 117H192V114H191ZM196 117V116H195ZM198 117H200V116H198ZM202 117V116H201ZM213 117V116H212ZM215 117H213L214 119H216ZM219 117V116H218ZM217 117V118H218ZM194 118V117H193ZM209 118V117H208ZM221 118V117H220ZM168 119V118H167ZM188 119H190V118H188ZM199 119V118H198ZM200 119H202V121H203V118H200ZM211 119V121H212V118H210ZM209 119V120H210ZM224 119V118H223ZM70 120V124L68 123V121ZM183 120V123L181 124V122H180V124L178 123V121H177V123L176 122H174V123H176V124H178L179 126H181V128H182V125L183 124H187L186 123V121H184L185 120V118L184 119H182ZM181 120V121H182ZM205 120V119H204ZM218 120V119H217ZM226 120V119H225ZM263 120V119H262ZM199 121V120H198ZM235 121V120H234ZM264 121V120H263ZM65 122H67V126L65 125L66 123ZM89 122V124H87ZM167 122V121H166ZM185 122V123H184ZM192 122V121H191ZM190 122V123H191ZM228 122V121H227ZM168 123V122H167ZM174 123H172L173 125H174ZM190 123L188 122V124L190 125ZM193 123V122H192ZM191 123V124H192ZM210 123V124H209ZM209 126H207L206 125V127L208 128H206V130L208 131L209 130V132H211V133H216V130L218 129V126H216V125H218V122H210L209 121ZM261 123H263V122H261ZM162 124V123H161ZM170 124V122L168 123V125ZM172 124H170V125H172ZM187 124V125H188ZM165 125L166 124H164V127H165ZM172 125V126H173ZM187 125H183L184 127V129H186L188 126ZM193 126H194V124H192ZM192 125H190V127L192 126ZM195 125H197L196 123H195ZM66 126V127H65ZM160 126V125H159ZM162 126V125H161ZM187 126V127H186ZM198 126H200V124L198 125ZM164 127H163V130H162V134L160 135V136H158L159 134L157 133H155V132H157V131H155L154 133V137H155V135L157 136L156 138H159V139H155L154 137H153V133H152V138H154V141L156 142H159L160 144L159 145H161V141H158V140H160V137H167V135H168V137H167V139L169 138L170 139V137H173V135H174V137H176L178 134H175V132H173L174 134H171V136H169L170 135V132H172V129H171V127L170 126H167V128H166V130L164 131ZM170 127V128H169ZM173 127H175V126H173ZM177 127V126H176ZM186 127V128H185ZM203 127V126H202ZM86 128H89V129H86ZM171 129V131H169V130H167V129ZM182 128V129H183ZM195 128H197L196 126H195ZM204 128V127H203ZM86 129V130H85ZM179 129V128H178ZM157 130V129H156ZM161 130V129H160ZM159 130V131H160ZM189 130V129H188ZM188 130H187V132H188ZM194 129H192V131H193ZM195 130H197V129H195ZM168 131V132H167ZM179 131H181L182 132V130H180L179 129ZM184 131H186V130H184ZM184 131L182 132V135L184 134ZM190 131V130H189ZM192 131L190 132V134L192 133ZM87 132V133H86ZM122 133L121 134H123V131H121ZM187 132H185V133H187ZM197 132V131H196ZM199 132H200V130H199ZM179 133V132H178ZM180 134V133H179ZM199 134V133H198ZM201 134H204V133H202L201 132ZM200 134V135H201ZM185 135V134H184ZM123 135H121V137L120 138H123L122 137ZM186 136H188V134L187 135H185V137ZM191 136V135H190ZM182 137V136H181ZM151 138V137H150ZM149 138V139H150ZM184 138V137H183ZM196 138V137H195ZM163 139H165V140H167L166 138H163ZM163 139H161L162 141H163ZM167 140V141H170V140H172L173 141V138H171L170 140ZM175 139V138H174ZM177 139V138H176ZM197 139H199V138H197ZM203 139V138H202ZM153 140V139H152ZM179 140V139H178ZM178 140H177V142H178ZM193 140H196V139H193ZM201 140V139H200ZM183 141V140H182ZM181 141V142H182ZM198 140H196V142H197ZM153 142V141H152ZM154 142V143H155ZM187 142V141H186ZM190 142V141H189ZM189 142H187V143H189ZM200 142V141H199ZM59 143V144H58ZM192 143V142H191ZM194 143V142H193ZM58 145V146H56V148L58 147V149H56L55 150V146L54 145ZM60 144L62 145L61 147H59L60 146ZM158 144V143H157ZM156 144V145H157ZM179 144H180V142H179ZM195 144V143H194ZM47 145H50V146H47ZM166 145H168V144H166ZM53 146V147H52ZM50 147H52V148H50ZM134 147V146H133ZM162 147V146H161ZM164 147H166V146H164ZM173 147V146H172ZM177 147V146H176ZM38 148V149H37ZM40 148V149H39ZM141 148V147H140ZM154 148V147H153ZM152 148V149H153ZM163 148V147H162ZM169 148H170V146H169ZM180 148V147H179ZM179 148H177V149H175V150H177L178 151V149ZM49 149H51V150H49ZM54 149V150H53ZM83 149V148H82ZM139 149V148H138ZM151 149V148H150ZM160 149V148H159ZM168 149V148H167ZM181 149V148H180ZM44 150H46V151H44ZM51 151L49 154H48V152L47 151ZM53 150V151H52ZM57 150H60V151H64V153L65 154H63V155H65V158L67 159V160H69V161H63V163H61V161H60V165L62 166L61 168L59 167V166H57L56 168H55V165H53V168H51L50 166L51 165H49V161L51 160V161H53L52 159H53V157H55L54 155H56V156H58L59 157V155H62L61 154V152L59 153V155H57L58 154V152L59 151H57ZM143 150V149H142ZM141 150V151H142ZM43 151H44V153H45V155H44V153H43ZM55 151H57L56 153H55ZM148 151V150H147ZM150 151V150H149ZM184 151V150H183ZM224 151V150H223ZM23 153L24 152V154H26L27 156L25 157V159L27 158V160H25V162H24V164L22 165L21 164V166H20V163H21V161H19L18 159L16 160V158H20L19 156H20V153ZM52 152L54 153V154H52ZM146 152V151H145ZM154 152V151H153ZM169 152V151H168ZM170 152H172V151H170ZM225 152V151H224ZM229 152H231V151H229ZM21 153V154H22ZM32 153H33V155H32ZM121 153H122V151H121ZM126 153L128 154V152L126 151ZM148 153V152H147ZM152 153V152H151ZM222 153V152H221ZM43 154V155H42ZM53 156H52V155ZM171 154V153H170ZM175 154H176V152H175ZM183 154V153H182ZM224 154V153H223ZM48 155H50L49 157L50 158H48ZM129 155V154H128ZM180 155V154H179ZM222 155V154H221ZM233 155H235V153L233 154ZM232 155V156H233ZM239 155V154H238ZM23 156V155H22ZM131 156V155H130ZM129 156V157H130ZM148 156V155H147ZM170 156V155H169ZM182 156V155H181ZM223 156V155H222ZM226 156V155H225ZM230 157L229 159L227 158V159H225V162H227L229 165H230V163L231 162H234V159H233V157ZM37 157V158H38ZM43 157V158H42ZM57 157V158H58ZM80 157V156H79ZM151 157V156H150ZM149 157V158H150ZM155 157V156H154ZM183 157H184V155H183ZM183 157H181L182 159H183ZM36 157H34V159H35ZM48 158V159H47ZM52 158V159H51ZM56 158V159H57ZM59 158H61V157H59ZM111 158V157H110ZM115 158V157H114ZM125 157H123V159H124ZM126 158H127V156H126ZM132 158V157H131ZM168 158V157H167ZM174 158V157H173ZM181 158H179V159H181ZM236 158V157H235ZM50 159V160H49ZM55 159V160H56ZM62 159H64V158H62ZM112 160H114L113 159V157L111 158ZM152 159V158H151ZM171 159V158H170ZM30 160V161H29ZM38 160H40V159H38ZM37 159L36 160H34L35 162L37 161V162H39ZM136 161H138V158L137 159H135ZM147 160H150V159H147ZM227 160V161H226ZM238 160V159H237ZM50 161V162H51ZM58 161V160H57ZM119 161V160H118ZM152 161V160H151ZM171 161V160H170ZM17 162H18V164H17ZM110 162V161H109ZM115 162V161H114ZM123 162V161H122ZM126 162V164H131V166H132V160L130 161L129 160V162L126 160V161H124V163ZM128 162V163H127ZM53 163H55V161L53 162ZM71 163H72V161H71ZM71 163H69V165L71 164ZM121 163V162H120ZM59 164V163H58ZM62 164H64V165H62ZM73 164V165H72ZM71 164V166H74V162ZM110 164H111V162H110ZM113 164V163H112ZM128 164V166H129V168H131L130 167V165ZM135 164V163H134ZM133 164V165H134ZM158 164V163H157ZM232 164V163H231ZM33 165H34V163H33ZM105 165V164H104ZM10 166H13L12 167V170H11V173H9V174H7V175H4V174H6V171H5V167H10ZM115 166V165H114ZM127 166V165H126ZM128 166H127V168H128ZM135 166V165H134ZM134 166L132 167L133 168V170H132V168L129 170V172H127V173H125V174H121L122 176H121V178L119 179V180H117V181H112V182H110V180H104V182H103V177L100 175H96V177L98 178V176H99V178H102L101 180V182L96 178L95 180H97V182L99 183H97L95 186V188H97V187H100V190H101V192H98V191H95L94 189L95 188H92V189H90V190H87V199H97L98 197H100L101 198V195H99L100 193H102L103 191H106L107 189L108 190H113L114 189V191H116V192H114L113 191V193H115L113 196H114V198L117 200L118 198H121V197H123V195L125 194V192H124V190L127 188V184H128V182H130L129 181V179H130V177L133 175V173L136 171V172H138V174H141V173H143V171H141V173H139L140 171V169H139V167L138 168H134ZM33 167V166H32ZM169 167V166H168ZM64 168H67V167H64ZM64 168L62 169V170H64ZM128 168V169H129ZM226 168V167H225ZM230 168H231V166H230ZM252 168V167H251ZM53 169V170H52ZM192 169H195V168H192ZM16 170V173H13L14 171ZM147 171L146 172H148V174L151 172V170L150 169H146ZM190 170V169H189ZM145 171V170H144ZM20 172H21V176H22V179H26L22 184H19V182H17L18 181V176L20 175ZM31 172V173H30ZM60 172H61V170H60ZM191 172V171H190ZM196 172H198V171H196ZM44 173V172H43ZM192 173V172H191ZM69 174V172L68 171H66L65 170V175L62 177V179L63 178H66V179H68L67 177H65V176H67ZM70 175V174H69ZM68 175V176H69ZM91 175V174H90ZM144 174H142V176H143ZM185 175V174H184ZM51 176V175H50ZM153 176H155V175H152V177ZM190 176V175H189ZM202 176V175H201ZM206 176V175H205ZM69 177H71V176H69ZM141 177V176H140ZM159 177V176H158ZM185 177V176H184ZM188 177V176H187ZM144 178V177H143ZM147 178H149V177H147ZM169 178V177H168ZM207 178V177H206ZM49 179V178H48ZM151 179V178H150ZM149 179V180H150ZM65 179H63V181H64ZM152 180V179H151ZM165 180V179H164ZM171 180V179H170ZM187 180H189V179H187ZM192 180V178L189 180V181H191ZM206 180H208V178L206 179ZM205 180V181H206ZM63 181L61 180V182L63 183ZM163 181V180H162ZM173 181V180H172ZM15 182H17L16 183V185L14 186V188H12V185H13V183H15ZM34 183L33 185L31 184V183ZM52 182V181H51ZM59 182V181H58ZM90 182V181H89ZM88 182V183H89ZM91 182H92V180H91ZM94 182V181H93ZM207 182V181H206ZM210 182V181H209ZM55 183V182H54ZM163 183H164V181H163ZM204 185V184H203ZM207 185V184H206ZM58 186V185H57ZM60 186V185H59ZM63 186H64V184H63ZM62 185L60 186V187H63ZM205 186V185H204ZM51 187V188H50ZM202 187V186H201ZM110 188V189H109ZM204 188V187H203ZM200 189H202V188H200ZM107 190V191H108ZM111 190V191H112ZM204 190H205V188H204ZM207 190H209V189H207ZM261 190H263L262 188H261ZM210 191V190H209ZM264 191V190H263ZM263 191H261V192H263ZM128 193V192H127ZM208 193V192H207ZM206 194V193H205ZM76 196V197H74L73 199H71L72 198V196ZM102 195H103V193H102ZM127 195H129V194H127ZM203 195V194H202ZM213 195V194H212ZM228 195V194H227ZM126 196V195H125ZM209 196H211V195H209ZM229 196V195H228ZM227 196V197H228ZM34 198H38L37 199V201L35 200V202H34ZM127 198V197H126ZM214 198V197H213ZM212 198V199H213ZM86 199V198H85ZM204 199V198H203ZM208 199V198H207ZM211 199V200H212ZM226 199H228V198H226ZM81 200V199H80ZM102 200V199H101ZM125 200H127V199H125ZM211 200H209V202L211 201ZM264 200V199H263ZM75 202V203H73V204H71V202ZM231 201V200H230ZM229 201V202H230ZM236 201V200H235ZM69 202V203H68ZM203 202V201H202ZM232 202V201H231ZM234 202V201H233ZM236 203H237V201H236ZM71 204V205H70ZM207 204V203H206ZM70 205V206H69ZM69 206V207H68ZM83 206V205H82ZM195 206V205H194ZM263 206H264V204H263ZM188 207H189V205H188ZM201 207H202V205H201ZM76 208V207H75ZM190 208H192V207H190ZM70 211H69V210ZM72 210V211H71ZM78 210V209H77ZM85 210V209H84ZM83 210V211H84ZM200 210V209H199ZM75 211V210H74ZM191 211V210H190ZM82 212V211H81ZM205 212V211H204ZM80 213V212H79ZM80 214H82V213H80ZM86 214V213H85ZM205 214V213H204ZM74 215H76V214H74ZM83 215V214H82ZM200 215V214H199ZM204 216V215H203ZM202 218V217H201ZM93 221V220H92ZM99 221V220H98ZM193 221V220H192ZM196 221V220H195ZM102 222V221H101ZM187 222V221H186ZM67 223V222H66ZM188 223V222H187ZM194 223H197V221L196 222H194ZM201 223V222H200ZM51 224V223H50ZM206 224V223H205ZM47 225L48 224H46V225H44L45 226V228L47 229H49V227H47ZM187 225V224H186ZM190 225V224H189ZM198 225V224H197ZM202 225V224H201ZM52 226V225H51ZM125 226H128V225H125ZM208 225H206L205 227H207ZM62 227V226H61ZM187 228V227H186ZM185 228V229H186ZM201 229L202 228H204V226L202 227H200ZM196 229H197V226H196ZM195 228H194V230H196ZM207 229V228H206ZM208 229H210L209 227H208ZM207 229V230H208ZM50 230V229H49ZM188 230H190V229H188ZM193 230V229H192ZM193 230V231H194ZM154 231H156V230H154ZM199 231H200V229H199ZM158 232L159 231H157V234H158ZM196 233H198V232H196ZM14 234V235H13ZM189 234V233H188ZM208 235H209V233H208ZM207 235V236H208ZM213 235V234H212ZM32 236V235H31ZM186 236V235H185ZM194 236V235H193ZM199 236V235H198ZM201 236V235H200ZM215 236H216V234H215ZM215 236H212V237H215ZM195 238H197L196 236H194ZM36 238V237H35ZM189 239L188 240H190V242L191 243H193L194 242V244H192V245H194L195 246V243L197 244V242H199V240L200 239H194V238H190V237H188ZM205 237H203V239H204ZM38 239V238H37ZM37 239H35V240H37ZM184 239H186L185 237H184ZM209 239H211V238H209ZM195 240V241H194ZM198 240V241H197ZM35 242V241H34ZM201 243H203L202 242V240H201ZM190 244V243H189ZM205 244V243H204ZM166 245H169V242H168V244H166ZM201 245V244H200ZM55 246V245H54ZM170 246H171V244H170ZM202 246V245H201ZM167 247V246H166ZM207 247V246H206ZM168 248H170V247H168ZM203 248V247H202ZM205 248V247H204ZM45 249V248H44ZM53 249H54V247H53ZM192 249V248H191ZM196 249V248H195ZM194 249V250H195ZM198 249V248H197ZM28 250H29V252H28ZM52 250V249H51ZM55 250V249H54ZM44 251V250H43ZM42 250H41V252H43ZM56 251V250H55ZM54 251V252H55ZM181 251V250H180ZM183 251V250H182ZM192 251H193V249H192ZM53 252V251H52ZM63 252V251H62ZM195 252V251H194ZM198 252V251H197ZM196 252V253H197ZM200 252V251H199ZM198 252V253H199ZM207 252V251H206ZM34 253H36V252H34ZM33 253V254H34ZM50 253V252H49ZM66 253V252H65ZM32 254V253H31ZM47 253H45V255H46ZM37 255V254H36ZM44 255V254H43ZM239 255H241V254H239ZM48 256V257H49ZM68 256V255H67ZM61 257H65V258H61ZM238 257V256H237ZM243 257V256H242ZM195 258V257H194ZM239 258V257H238ZM20 259V260H19ZM46 259V260H47ZM235 261H236V259H234ZM75 261V262H74ZM234 261V262H235ZM240 261V260H239ZM73 262V263H72ZM238 263V262H237Z\"/></svg>", "mask_w": 264, "mask_h": 264}]
</instances>
